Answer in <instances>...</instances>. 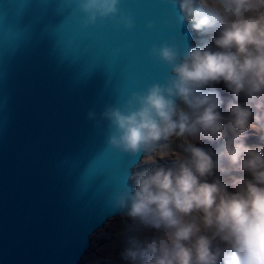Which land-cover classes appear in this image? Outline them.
I'll use <instances>...</instances> for the list:
<instances>
[{"label":"water","instance_id":"1","mask_svg":"<svg viewBox=\"0 0 264 264\" xmlns=\"http://www.w3.org/2000/svg\"><path fill=\"white\" fill-rule=\"evenodd\" d=\"M82 3L0 0V264H77L126 213L116 199L143 152L111 147L101 114L165 81L153 46L191 47L173 0H120L94 23Z\"/></svg>","mask_w":264,"mask_h":264},{"label":"clouds","instance_id":"2","mask_svg":"<svg viewBox=\"0 0 264 264\" xmlns=\"http://www.w3.org/2000/svg\"><path fill=\"white\" fill-rule=\"evenodd\" d=\"M173 2L183 13L181 22L218 35L211 45L184 50L153 46L151 54L170 73L163 83L133 92L123 107L104 109L107 143L133 157L151 154L174 135L224 143L216 152L189 144L185 159L133 173L135 189L126 184L116 205L159 234L129 237L124 257L132 264H264V145L245 143L249 129L264 131V15H245L255 7L253 0H219L222 10L202 0L199 6L194 0ZM119 3L83 0L81 8L87 23H94L115 17ZM122 20L133 27L130 17ZM220 82L233 96L227 117L219 92L205 90ZM242 94L245 103L235 102ZM217 171L246 175L229 184Z\"/></svg>","mask_w":264,"mask_h":264},{"label":"rangeland","instance_id":"3","mask_svg":"<svg viewBox=\"0 0 264 264\" xmlns=\"http://www.w3.org/2000/svg\"><path fill=\"white\" fill-rule=\"evenodd\" d=\"M201 0H194L195 5L199 6ZM204 6L214 7L222 10L219 0H202ZM255 7L245 13V15L261 16L264 15V0H253ZM232 19V18H229ZM187 20V19H186ZM188 28L192 31L191 47L203 46L204 44L211 45L212 37L218 35V30L202 33L192 28V24L187 20ZM215 50V46L212 45ZM215 89L219 92L223 99L221 106V113L227 117V105L229 101L233 100L232 94L228 91L223 82L208 85L207 90ZM246 97L242 94L237 103H245ZM255 111V109H254ZM264 142V131H257L249 129L247 139L245 141L249 146L262 145ZM224 143L223 140L210 142L206 139H200L185 136H172L167 141H162L161 145L155 149L151 154H142L139 162L132 168L129 179L136 187L135 179L131 178L133 173L143 171L154 167L155 165H173L177 160H183L187 157L185 148L189 144H195L198 147L210 149L216 152ZM225 168L230 167L227 161L223 162ZM246 174L238 171H230L228 173L216 172V176L225 181L231 182L232 177H242ZM213 177H210L211 181ZM230 191H233L231 187ZM157 230L144 227L138 222L129 218L126 213L117 214L108 218L101 227L90 234L89 245L77 264H132V261L124 257V251L127 246V240L131 236L151 237L158 235ZM219 243V242H218ZM222 246V245H221Z\"/></svg>","mask_w":264,"mask_h":264},{"label":"bare ground","instance_id":"4","mask_svg":"<svg viewBox=\"0 0 264 264\" xmlns=\"http://www.w3.org/2000/svg\"><path fill=\"white\" fill-rule=\"evenodd\" d=\"M262 145H264V142L262 143Z\"/></svg>","mask_w":264,"mask_h":264}]
</instances>
